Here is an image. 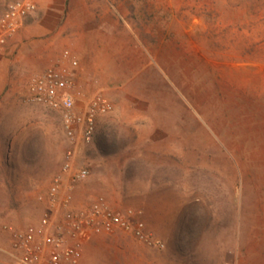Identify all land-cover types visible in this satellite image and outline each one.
<instances>
[{
	"label": "crops",
	"instance_id": "crops-1",
	"mask_svg": "<svg viewBox=\"0 0 264 264\" xmlns=\"http://www.w3.org/2000/svg\"><path fill=\"white\" fill-rule=\"evenodd\" d=\"M35 1L36 13L12 44L19 49L23 71L32 77L51 67L70 72L77 84L71 94L78 109L99 93L113 103L114 111L98 122L97 141L111 138L113 150L106 157L149 158L147 172L162 167L169 174L159 186L162 190L149 196L173 231V221L187 201L181 190L189 158L202 170L198 161L212 156L205 142L203 87L194 82L198 62L221 54L252 59L250 44L242 39L230 49L224 43L221 49L220 42L205 38L214 35L208 30L250 25L244 19L246 11L243 20L228 21L220 20L219 5L203 0ZM260 28L264 39V12ZM65 51L77 66L64 59ZM260 53L264 57V44ZM150 66L157 71L146 76ZM149 94L158 99L154 105L141 103L149 102ZM261 121L260 131L229 148L244 158L239 161L242 180L227 186L229 214L234 211L233 239L228 244L233 257L224 256V262L219 258L215 264H264V114ZM120 162L111 160L103 171L122 172ZM129 237L133 238L121 231L92 234L83 243L79 264H198L184 259V247L170 244L159 251L122 243Z\"/></svg>",
	"mask_w": 264,
	"mask_h": 264
},
{
	"label": "rangeland",
	"instance_id": "rangeland-1",
	"mask_svg": "<svg viewBox=\"0 0 264 264\" xmlns=\"http://www.w3.org/2000/svg\"><path fill=\"white\" fill-rule=\"evenodd\" d=\"M12 1L0 0V18ZM203 3L219 5L220 20H243V10L246 11L244 19L250 20V25L208 30L214 35L205 39L220 42L221 49L224 43L230 49L242 39L250 44L252 59L240 61L232 59L233 54H221L198 62L194 82L203 87L205 142L212 156L198 161L202 170L196 169L195 160L189 158L181 190L187 201L178 220L173 221L174 230L170 231L160 206L153 205L149 194L161 191L159 186L169 174L162 167L159 172H147L149 158L106 157L104 154L113 150V143L111 138L97 141L98 131L92 145L81 142L79 147L77 168L86 167L91 175L79 186L76 205L81 207L104 196L113 208H133L142 213L150 231L167 246L184 247L182 250L187 251L182 254L184 259L215 264L219 258L224 262L225 257H233L228 244L233 239L234 211L229 214L227 186L229 181L242 180L239 161L243 163L244 158L238 153L235 156L229 148L249 140L251 132L260 131L264 114V57L260 53L264 44L260 28L264 0H203ZM19 33L0 48V264H18L11 236L4 227L12 225L20 231H30L39 226L45 209L39 196L48 192L70 147L60 114L26 102L32 76L23 71L19 49L12 48ZM156 71L155 66H150L145 73L149 76ZM147 96L149 102L141 103L154 105L158 100L155 94ZM111 160H120L123 171L104 172ZM137 168L141 171H136ZM122 243L140 244L130 237Z\"/></svg>",
	"mask_w": 264,
	"mask_h": 264
},
{
	"label": "built area",
	"instance_id": "built-area-1",
	"mask_svg": "<svg viewBox=\"0 0 264 264\" xmlns=\"http://www.w3.org/2000/svg\"><path fill=\"white\" fill-rule=\"evenodd\" d=\"M37 11L35 0H13L0 18V48L18 34L26 20ZM64 59L72 66L77 61L65 51ZM74 76L55 67L33 76L28 85L26 102L44 106L60 114L70 147L61 170L53 177L49 190L39 196L45 205L39 226L20 231L6 225L18 264H79L83 243L92 234L121 231L146 247L163 251L166 243L149 230L142 213L133 209H116L104 196L84 206L76 205L79 186L91 175L88 168H77L81 142L92 145L100 118L114 111L113 103L103 94L92 97L84 110L77 107L71 91L76 89Z\"/></svg>",
	"mask_w": 264,
	"mask_h": 264
}]
</instances>
